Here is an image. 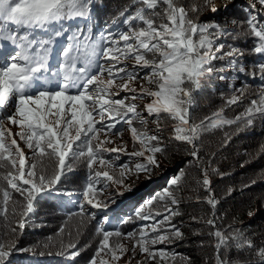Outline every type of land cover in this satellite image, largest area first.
Wrapping results in <instances>:
<instances>
[{"label": "snow or ice", "instance_id": "1", "mask_svg": "<svg viewBox=\"0 0 264 264\" xmlns=\"http://www.w3.org/2000/svg\"><path fill=\"white\" fill-rule=\"evenodd\" d=\"M94 3L95 0H0V168L10 165V170L3 176L7 187L0 186V212L7 211L13 192L22 198L18 201L22 214L32 211L37 197L42 198V194H50L51 191L60 192L54 186L60 182L62 175L72 170V164L84 157L90 171L81 195L93 208L101 206L94 203L93 193L98 195L108 187L107 184L104 188L95 187L100 178L116 185L118 195H123L119 192L120 187H124L125 191L132 190L130 185L124 184L126 178H139L140 174H144L151 179L161 167L157 154H166V147L162 146L160 136L148 135L134 126V121L145 125L147 119L137 112L135 103H126L128 100L151 98L145 111L155 117L153 122L159 125L162 114L176 121L173 138L191 146L189 155L198 166L202 165L196 144L199 136L221 123H232L223 120L219 113L199 124L190 123L189 110L195 104V93L214 71L212 61L223 59V54L213 53L214 44L210 38L219 34V26L210 33L208 23H198L200 12L211 4V0H201L199 7L193 5L188 9L178 0H135L137 7L133 14L121 13L126 30L101 32L99 38H93L91 26L72 27L78 19L91 18ZM256 3L264 8V0H256ZM251 7L255 9V3ZM211 10L216 11L214 7ZM189 12L193 15L190 16ZM241 23L247 25L245 37L254 38L250 51L264 57V19L250 14ZM38 35L40 38H37ZM62 39L65 43L60 44ZM58 45L60 59L53 67V53ZM215 48L220 51L222 46L215 45ZM128 59L135 61L131 70L123 64ZM256 68L264 79V61L258 62ZM144 69L148 71L140 76ZM238 70L246 72L243 65ZM256 74L250 73L252 76ZM137 78L153 87L141 85V92L137 93L131 87ZM121 91L133 94L115 98ZM256 114L264 117V90L258 93V99L252 100L238 119H242L244 126L248 127L253 125ZM6 122L18 126L20 131L12 133L10 128L5 127ZM118 124L129 126L132 139L139 142V148L125 153L132 163L119 165V175L114 178L109 170L116 165L111 156L106 159L104 154L124 149L104 148L108 141L100 140V135H122L124 129L117 127ZM17 137L31 150L30 157L26 158ZM66 157L72 163L66 165ZM114 159H119V156ZM26 160L33 162L26 165ZM97 162L108 170L93 171ZM52 164L55 167L48 174L46 168ZM202 171L203 186L210 191L207 169L202 167ZM178 180L179 177H173L169 184L175 186ZM155 199L168 202L165 211H152L153 199L136 210L135 217L141 221H152L142 225L139 234L137 231L125 234L98 226L96 231L102 238L90 264H96V257L101 253L109 255L112 262L123 258L127 249L119 241L110 245L109 238L112 236L131 238L134 240L133 252L139 246L141 253L150 260H163L166 251L149 245L183 237L182 232L171 224V217L178 213L168 207L169 203L178 206L179 201L168 189L161 190ZM207 203L215 209L213 198L209 197ZM103 206L107 207L106 204ZM145 207L149 208L147 213ZM80 210L83 213V204ZM157 216H160L159 220ZM207 224L215 229L210 235L216 240V264H228L221 249L227 252L230 248L238 252L251 250L257 257L256 264H264V247L256 248L239 229L225 234L227 230L217 229L214 219L208 220ZM20 227H23L22 223ZM148 229L156 235H150ZM13 247L14 242L7 245L8 249ZM68 247L75 248V244ZM60 254L74 258L80 255V250ZM10 255L5 244L0 242V264H7ZM101 264H109V261L101 259Z\"/></svg>", "mask_w": 264, "mask_h": 264}, {"label": "trees", "instance_id": "2", "mask_svg": "<svg viewBox=\"0 0 264 264\" xmlns=\"http://www.w3.org/2000/svg\"><path fill=\"white\" fill-rule=\"evenodd\" d=\"M178 2L186 9L193 5L199 7L201 4V0ZM219 2L228 5L221 15L211 10ZM136 7L135 0H95L91 18L78 19L72 27L91 26L93 38H99L101 32L124 31L127 26L123 23L124 16L121 13L131 15ZM250 14L254 12L245 1L211 0V4L201 11L198 17V23L209 24L210 33L216 31V26H219V34L210 38L213 39V53L223 54V59L212 61L214 71L206 79L204 86L195 93V104L189 110L190 123L199 124L206 118H212L214 113H219L223 120L232 121L231 124L221 123L217 127L209 128L196 140L202 165L198 166L189 155L190 145L173 138V125L177 123L176 121L162 114L163 118L158 125L153 122L154 116H149L146 111L144 113L139 111L138 102L142 99L126 101L135 103L137 112L147 119L145 125L134 121V126L148 135L160 136L162 146L166 147V154H157L161 167L154 172L151 179H147L144 174H140L139 178L135 177L136 181L132 180V176L125 179L124 184L130 185L132 190L125 191L124 187H120L125 193L124 204L120 207L122 210L113 215L109 223L103 227L125 234L132 231L138 233L142 225L150 224L152 221H141L135 217V211L145 206L149 199H153L151 210L163 213L168 202L158 201L155 197L161 190L168 189L179 201L178 206L168 204V207L178 213L171 217V224L182 232L183 237L149 245L152 248L163 249L167 253L163 260H150L146 254L141 253L139 246L133 252V239L112 236L109 238L110 245L117 241L123 246L129 244L128 249L131 253L128 262L124 264H216L217 251L214 247L216 240L210 235L215 229L207 224L210 219L215 220L217 229L227 230L225 234L232 229H239L256 248L264 247V117L256 114L253 125L248 127L244 126L242 119H238L243 116L250 102L258 99V93L264 90V79L256 68L258 62L264 61V57L250 51L254 46V38L245 37L247 25L241 23L246 21ZM189 15L192 16L193 13L189 12ZM233 21L237 23L234 24ZM37 38H40L39 35ZM63 43L65 41L62 39L60 44ZM215 45L222 46L221 50L217 51ZM59 50L58 45L53 53V67L59 62ZM229 52H232V55H228ZM229 61L236 63L230 64ZM123 64L128 65L131 70L135 61L128 59L124 60ZM241 65L245 66V73L238 70ZM147 71L142 70L140 76ZM252 72L257 74L252 76L250 75ZM132 83L138 85L137 93L141 92V85L153 87L139 78ZM132 94H119L115 98ZM145 100L150 102L151 98ZM230 100L236 102L228 103ZM117 127L129 131L132 145L126 153L137 150L139 142L132 139L129 126L118 124ZM17 139L19 140L18 137ZM22 143L26 158L30 157L31 150L23 141ZM104 155L106 159L109 156L113 158L116 167L109 170V174L114 178L119 175V164L132 163L126 154H123L120 160L114 159L112 152ZM86 159L81 158L79 162L72 164V170L61 176L60 182L54 186L60 189V192L51 191L50 194H42V198L37 197L30 212L22 214L23 209L18 202L22 198L13 192L7 211L0 212V242H3L6 250L11 252L7 264H90L102 238L96 231L101 225L92 214L85 210L81 213L79 203L69 197H74V194L85 190L90 171L86 166ZM32 162L26 160V165ZM4 163L7 164V161ZM45 163L48 161L45 160ZM65 163L67 165L72 162L66 157ZM53 167L54 164L46 168V172L51 174ZM202 167L207 169L210 191L203 186ZM9 170L10 165L0 168V186L7 187V181L3 176ZM96 170L103 172L108 169L97 162L93 165V171ZM173 177H179L175 186L169 184ZM108 183L100 178L95 187L104 188ZM93 195L103 203L108 202L106 190L98 195L94 192ZM209 197L216 201L215 209L207 203ZM148 211L149 208L145 207V212ZM129 216L132 217L131 220L128 219ZM156 219L159 220L160 216ZM21 223L23 227H20ZM147 231L152 236L156 235L150 229ZM12 242L15 247L8 249L7 245ZM69 244H75V248H69ZM76 249L80 250V255L74 258L60 254L70 253ZM221 253L228 264H248L249 261L256 264L257 261L255 253L248 249L239 252L235 248H230L227 252L221 249ZM101 259L109 261V264H122L120 261L112 262L111 257L105 253L96 257V264H100Z\"/></svg>", "mask_w": 264, "mask_h": 264}, {"label": "rangeland", "instance_id": "3", "mask_svg": "<svg viewBox=\"0 0 264 264\" xmlns=\"http://www.w3.org/2000/svg\"><path fill=\"white\" fill-rule=\"evenodd\" d=\"M242 2H246L248 3V5L251 7V5H253L255 3V9H253L252 7V11L254 12V14L258 15V17H264V8H261V6L256 3V0H239ZM228 5H226L224 2H219L218 4H216V6L214 7L216 9L215 13L221 15L224 12V9L227 7ZM118 83H122L119 82ZM137 84L135 83H131V87L137 89ZM131 92H125V91H121L120 94H125V95H129ZM147 102H149L148 100L142 99L140 102H138L139 105V111H141L142 113L145 112V106L147 105ZM6 128H10L12 133H17L20 131V129L18 128V126L15 125H11L10 122H6L5 124ZM100 140H107L108 142L105 143L103 145L104 148L106 149H113V148H122L124 149V151L122 152H118V153H113L114 157L119 156L120 160L122 158V155L125 154L126 152H128L129 147H131L132 145V141L130 138V134L129 131H123L122 135H108L107 137L105 136L104 133H101L100 135ZM17 142L20 146V148L24 151V153L26 154L25 148L23 147V143L21 140L17 139ZM118 165V163H117ZM120 165V164H119ZM132 180H135V176H132ZM136 181V180H135ZM107 189H105L107 191V197H108V202H101L98 199H94V203H99L101 206L93 208L91 205L87 204V201L85 198L82 197V192H78L76 194H74L75 196H69L72 200H74V202H78L79 206L81 204L84 205V210L87 211L88 213L92 214L100 223L101 226L106 225L107 223H109L110 219L112 218L113 215H116L118 213V211H121L122 208L121 205L123 206L124 204V197H125V193L122 191V189L119 188V192H123V195H118L117 194V186H115L114 184H112L111 182H109ZM73 195V194H70ZM112 201H115L114 203ZM107 205V207H104L103 205ZM126 239H128V237L125 236ZM127 249V252L123 255V258L120 259V263L124 264L128 262V258L130 257V251L128 249L129 244H126L124 246ZM101 264V263H100Z\"/></svg>", "mask_w": 264, "mask_h": 264}]
</instances>
